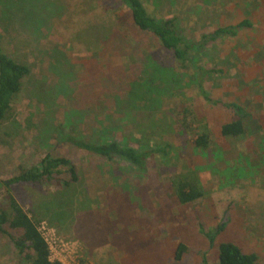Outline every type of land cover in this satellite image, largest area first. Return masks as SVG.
<instances>
[{
  "label": "rangeland",
  "instance_id": "rangeland-1",
  "mask_svg": "<svg viewBox=\"0 0 264 264\" xmlns=\"http://www.w3.org/2000/svg\"><path fill=\"white\" fill-rule=\"evenodd\" d=\"M143 1L159 16L178 18L193 44L185 69L135 27L119 0H0L7 50L30 68L12 115L0 124V179L20 165H38L46 153L72 159L78 180L68 188L57 182L11 189L42 219L51 258L62 264H201L202 257L220 264L223 242L258 254L264 264V0ZM244 17L251 28L198 48L203 31ZM199 68L210 71L203 83L213 99L252 115L242 138L221 136L220 126L234 114L199 95ZM203 121L211 130L207 149L192 144ZM72 134L170 146L142 172L76 149L66 142ZM191 170L204 194L178 203L169 178ZM0 203L7 204L5 189ZM219 224L210 245L203 231ZM179 244L186 248L177 260ZM0 264H26L2 234Z\"/></svg>",
  "mask_w": 264,
  "mask_h": 264
},
{
  "label": "trees",
  "instance_id": "trees-1",
  "mask_svg": "<svg viewBox=\"0 0 264 264\" xmlns=\"http://www.w3.org/2000/svg\"><path fill=\"white\" fill-rule=\"evenodd\" d=\"M131 12L132 22L137 29L151 33L159 42L160 46L169 50L172 54L173 62L178 68L185 69L191 61L190 53L193 44L188 43L181 34L178 18L175 15L166 14L159 16L155 11L143 3V0H119ZM252 20L244 17L236 24L218 26L212 31H203L197 42L198 48L207 47L211 42H215L222 37L235 36L238 32L251 28ZM100 36L99 38H101ZM102 39L99 40V43ZM7 43L2 32H0V124L6 121L13 111L14 96L20 91L23 80L29 74V66L12 57L7 50ZM194 80L197 85L199 95L211 105H220L231 110L234 118L224 122L220 126L222 137L238 139L247 133L246 122L250 120L251 114L241 105L235 102H222L213 99L204 87V78L210 71L205 68L197 69ZM185 112L183 111V122H185ZM199 131L192 139V144L200 149H207L211 143V130L208 123L203 121L199 124ZM138 146L121 145L116 140H91L88 137L72 134L66 138L76 149L84 151L89 155L104 160H119L128 165H132L139 171L148 170V163L155 156L164 158L168 154L169 146H161L160 142L148 148V143L139 139ZM68 174V178L61 175ZM78 180L76 166L72 159L62 155H52L46 153L42 156L38 165L25 167L20 165L18 171L8 179H0V189L6 190L7 204L0 203V234L4 235L9 243L14 247L17 255L26 264H62L57 259L51 258L50 246L45 239L41 229V218L32 216L19 203L11 192L13 186L23 183L31 184H53L59 183L61 187H69ZM172 192L178 203H193L200 199L203 188L197 173L189 171L187 173H175L169 178ZM62 200L66 199L63 192L57 194ZM59 201L55 204L58 205ZM224 224H219L214 228L203 231L210 245H213L216 236L222 231ZM184 244H179L175 258L179 260L185 250ZM258 254L244 253L238 246L231 242L219 244L220 264H260ZM112 264V263H104ZM201 264H207L202 257Z\"/></svg>",
  "mask_w": 264,
  "mask_h": 264
}]
</instances>
